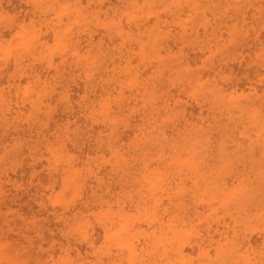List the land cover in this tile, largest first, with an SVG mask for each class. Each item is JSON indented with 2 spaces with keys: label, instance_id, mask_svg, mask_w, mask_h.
Returning <instances> with one entry per match:
<instances>
[{
  "label": "rangeland",
  "instance_id": "1",
  "mask_svg": "<svg viewBox=\"0 0 264 264\" xmlns=\"http://www.w3.org/2000/svg\"><path fill=\"white\" fill-rule=\"evenodd\" d=\"M164 2L0 0V264H264V0Z\"/></svg>",
  "mask_w": 264,
  "mask_h": 264
},
{
  "label": "bare ground",
  "instance_id": "2",
  "mask_svg": "<svg viewBox=\"0 0 264 264\" xmlns=\"http://www.w3.org/2000/svg\"><path fill=\"white\" fill-rule=\"evenodd\" d=\"M80 1V0H79ZM112 1V0H111ZM114 2H115V0H113ZM83 2H84V0H83ZM165 2H166V0H165ZM164 2V3H165ZM4 4V3H3ZM104 4H106V3H104ZM23 5V4H22ZM181 5V4H180ZM179 5V6H180ZM17 6V5H16ZM21 6V5H20ZM20 6H18V7H20ZM105 6V5H104ZM156 7V6H155ZM161 7V6H160ZM24 8H26V7H24ZM112 9H113V7H112ZM12 11V10H11ZM65 11H67V9L65 10ZM109 11H111V10H109ZM114 11V10H113ZM186 11H187V9H186ZM185 11V12H186ZM13 12V11H12ZM179 12H180V14L178 13L177 14V16H178V18H180V16H181V12L182 13H184V10L182 11V10H179ZM249 12V11H248ZM66 13H60V12H54V14L52 13V15H54L55 17V20L57 21V22H62L64 19H63V17H64V15H65ZM50 15V14H49ZM69 14L67 13V16H68ZM48 16V15H47ZM182 16H184V15H182ZM101 17H102V15H101ZM249 17V16H248ZM247 17V18H248ZM170 18V17H169ZM152 19V18H151ZM49 20V19H48ZM51 20V19H50ZM53 20V19H52ZM50 21L51 22V24H52V22L53 21ZM150 22H151V20H150ZM229 22V21H228ZM124 23V22H123ZM37 25V24H36ZM48 25V24H47ZM125 25V24H124ZM126 26V25H125ZM134 27V26H133ZM182 27H183V25H182ZM46 28H47V30H52L53 31V34H54V37L56 38V39H58V38H60V37H62V36H64L65 37V39H63L62 40V42H65V41H67L68 39L66 38V37H69V36H71L72 35V33H71V29L70 28H67V29H65L64 30V32L60 35V34H58V33H56L55 32V29H56V27H52V26H46ZM143 28V27H142ZM141 28V29H142ZM134 29V28H133ZM14 30V29H13ZM12 30V32H14ZM43 30V29H42ZM5 33V32H4ZM20 36L21 37H23V38H26L30 33H28L27 32V30L26 29H23L22 31H20ZM264 34V32L263 33H261V35H263ZM6 35H8V34H6ZM50 35H52V33H50ZM49 35V33H48V35L47 36H45L48 40H50L51 39V36ZM176 35V34H175ZM4 36V35H3ZM10 36V35H9ZM202 36V35H201ZM223 36H224V34H223ZM226 36V35H225ZM8 37V36H7ZM44 37V36H43ZM44 37V38H45ZM53 37V36H52ZM53 37V38H54ZM42 38V37H41ZM71 39V38H70ZM51 41V40H50ZM49 41V42H50ZM118 41V40H117ZM52 42V41H51ZM51 42H50V44H51ZM221 42V41H220ZM114 43V42H113ZM135 45V44H134ZM136 46V45H135ZM174 47V46H173ZM84 48V47H83ZM175 48V47H174ZM60 49V45L58 44V46H56V49H54L53 50V52H55V50H59ZM134 49H136V48H134ZM244 51V50H243ZM0 52H1V50H0ZM4 52V54H5V57H8L9 55H10V53H11V51L9 50V49H7L6 51L4 50L3 51ZM73 52L75 53V55L77 56V55H79V53L81 52V49H80V46L79 45H77L74 49H73ZM162 52V51H161ZM252 52V51H251ZM163 53V52H162ZM157 54H160L159 52L157 53ZM90 59H92V58H88L87 59V61H89ZM7 59H5V61H6ZM55 60H57L58 61V59L56 58ZM216 60V59H215ZM214 60V61H215ZM27 61V60H26ZM117 61V60H116ZM134 61V60H133ZM194 61V60H193ZM116 63H114V65H115ZM119 64V63H118ZM44 65V64H43ZM73 65V64H72ZM38 66V65H37ZM110 66V65H109ZM119 66H121L120 64H119ZM40 67V66H39ZM153 67V66H152ZM38 68V67H37ZM36 68V69H37ZM241 69V68H240ZM243 69V68H242ZM10 70V69H9ZM52 71V70H51ZM252 70H250V72H251ZM148 72H150V71H148ZM261 72V71H260ZM52 73V72H51ZM49 74H50V72H49ZM54 74V73H53ZM212 74V73H211ZM49 77V76H48ZM254 79V78H253ZM3 82V81H2ZM17 82V81H16ZM22 82H24V81H22ZM6 83V82H5ZM244 83H245V81H244ZM242 84V83H241ZM75 89V88H74ZM247 90V89H246ZM72 91V90H71ZM96 93H97V91H96ZM196 92H194L193 93V95H196L195 94ZM57 96V95H56ZM182 96V95H181ZM55 99V98H54ZM240 100V99H239ZM256 102V101H255ZM97 105V104H96ZM28 106V105H27ZM62 106V105H61ZM121 106H122V104H121ZM76 107V106H75ZM113 107V106H112ZM189 109V108H188ZM187 109V110H188ZM264 109V108H263ZM25 110V109H24ZM27 110V109H26ZM195 110V109H194ZM226 110V109H225ZM59 113V112H58ZM224 113V112H223ZM62 116V115H61ZM75 116V115H74ZM57 117V116H56ZM64 118H65V116H64ZM60 119V118H59ZM200 119V118H199ZM137 120V119H136ZM59 121V120H58ZM51 123V122H50ZM170 123V122H169ZM234 123V122H233ZM236 124V123H235ZM26 125V124H25ZM206 125V124H205ZM149 126V125H148ZM96 128V127H95ZM97 129V128H96ZM186 129V128H185ZM185 129H184V131H185ZM133 130V129H132ZM131 130V131H132ZM237 130V129H236ZM130 130L128 131V132H131ZM153 131V130H152ZM180 131V130H179ZM172 132V131H171ZM157 133V132H156ZM168 133V132H167ZM237 133V132H236ZM132 135V134H131ZM94 136V135H93ZM175 137V136H174ZM125 138V137H124ZM123 139V138H122ZM214 143V142H213ZM70 146V145H69ZM93 146V145H92ZM129 147V146H128ZM130 148V147H129ZM224 148V147H223ZM131 149V148H130ZM103 150V149H102ZM183 154V153H182ZM80 164V163H79ZM228 167V166H227ZM46 170V169H45ZM59 176V175H58ZM13 178V177H12ZM59 178H60V176H59ZM147 181H148V184L151 186V192L152 191H154L156 188H158V187H160V183L162 182V180H163V178L159 175V174H157V175H155L153 178H148V179H146ZM174 184V183H173ZM5 187V186H4ZM89 192V191H88ZM21 201H23V200H21ZM165 203V202H164ZM133 205V204H132ZM79 206V205H78ZM201 206V205H200ZM28 207V206H27ZM133 207V206H132ZM226 207V206H225ZM131 208V207H130ZM209 212V211H208ZM152 214H154V213H152ZM122 222L120 223V225H119V227H118V229L115 231V232H113V233H111V234H107V239H109V240H113L115 243H116V245L117 246H119L121 249H124V250H126L127 251V253H128V256H129V263L130 264H134L135 263V261H136V259L138 258V244H137V241L135 240V236L134 235H131L130 234V232H131V227L133 228V226L130 224V222H131V220H129V219H127L126 217H122ZM130 221V222H129ZM209 222V221H208ZM214 226V225H213ZM115 227H117V226H115ZM171 227V226H170ZM170 227H168V228H170ZM63 229V228H62ZM211 229V228H210ZM65 230V229H64ZM212 230V229H211ZM214 230H216V229H214ZM100 231V230H99ZM187 231V230H186ZM102 232V231H101ZM230 233V232H229ZM246 233V232H245ZM191 233L190 232H187V235L189 236ZM223 234V233H222ZM219 235V234H218ZM217 235V236H218ZM98 236V235H97ZM223 236V235H222ZM245 236H246V234H245ZM214 238V237H213ZM249 238V237H248ZM98 239V238H97ZM100 239V238H99ZM68 240V239H67ZM248 241H249V239H248ZM96 243H98V242H96ZM248 243V242H247ZM85 245V244H84ZM237 245V244H236ZM240 245V244H239ZM83 246V245H82ZM264 247V246H263ZM84 248V247H83ZM186 249V248H185ZM187 250V249H186ZM185 250V251H186ZM81 251H82V248H81ZM196 251V250H195ZM212 253V252H211ZM87 256H89V255H87ZM56 257V256H55Z\"/></svg>",
  "mask_w": 264,
  "mask_h": 264
}]
</instances>
